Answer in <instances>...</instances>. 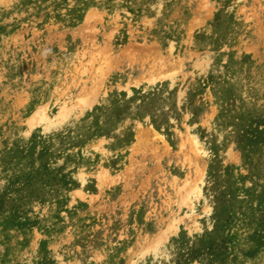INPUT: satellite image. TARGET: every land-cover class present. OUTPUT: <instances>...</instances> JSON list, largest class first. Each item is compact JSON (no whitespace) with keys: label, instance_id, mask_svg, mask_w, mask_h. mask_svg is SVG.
I'll return each mask as SVG.
<instances>
[{"label":"rangeland","instance_id":"1","mask_svg":"<svg viewBox=\"0 0 264 264\" xmlns=\"http://www.w3.org/2000/svg\"><path fill=\"white\" fill-rule=\"evenodd\" d=\"M0 264H264V0H0Z\"/></svg>","mask_w":264,"mask_h":264},{"label":"trees","instance_id":"2","mask_svg":"<svg viewBox=\"0 0 264 264\" xmlns=\"http://www.w3.org/2000/svg\"><path fill=\"white\" fill-rule=\"evenodd\" d=\"M260 136H261V133H260ZM257 138H260L259 135L257 136ZM49 155L50 154L45 151L40 152L38 154L37 161H36L38 166L35 169V176H33V178L42 177V179L38 181L44 185H51V183H54L53 179H55L56 181L55 185H57V188L67 186L66 182L62 178L58 177L57 175H54L52 171H50L49 169L50 156Z\"/></svg>","mask_w":264,"mask_h":264},{"label":"bare ground","instance_id":"3","mask_svg":"<svg viewBox=\"0 0 264 264\" xmlns=\"http://www.w3.org/2000/svg\"><path fill=\"white\" fill-rule=\"evenodd\" d=\"M38 114V113H37ZM34 118V117H33Z\"/></svg>","mask_w":264,"mask_h":264}]
</instances>
